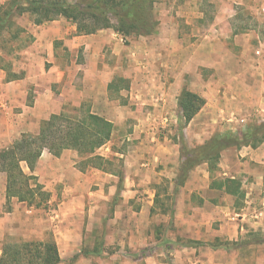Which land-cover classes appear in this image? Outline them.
<instances>
[{
  "label": "rangeland",
  "instance_id": "obj_1",
  "mask_svg": "<svg viewBox=\"0 0 264 264\" xmlns=\"http://www.w3.org/2000/svg\"><path fill=\"white\" fill-rule=\"evenodd\" d=\"M5 2L6 0H0V6ZM155 12L159 23L162 19L167 21L170 16L171 21L177 25V35L173 37L176 39L179 50L174 51L176 52L175 57L169 55L170 52L166 49L157 55V43L160 40H154L156 36H148L147 40L132 36L122 42L132 50L121 52L122 54L118 55V61L117 56L113 57L114 54L110 55L108 52L104 54L105 63L119 66L114 77L125 79L126 82L122 85H128L127 90L107 92L110 101L115 104L118 102L121 109L120 115H123L121 117L123 123L118 124L119 126L113 130L106 146L112 152L110 158H115L113 161L115 171L121 167L120 161L138 154V143L142 140L144 146L151 151L150 154L144 152V156L149 155L152 161L148 167L143 168L149 169L150 172L154 169L162 170L167 165V168L173 169L176 175L181 160L177 134V116L180 109L177 100L182 89L198 93L204 100L201 112L197 113L183 130L185 143L189 148L203 145L214 134L241 133L248 125L264 123V103H262L264 98V0H155ZM14 22L10 30L12 32L19 29L17 38H11L8 30L0 31V69L4 71V78H1V81H12L17 77H23L29 69V61L25 60L28 55H24L23 52L34 41L31 34L34 24L28 14L17 16ZM67 26L64 24V28ZM54 45V56L51 60H47L46 52H41L42 59L31 61L30 71L39 75L43 71L48 72L53 65L58 71H63L71 69L72 62L75 64L72 66L73 87L64 86L63 83L50 84L43 75L39 79L38 86L43 91L44 87L51 85L49 93L57 99L60 96L62 110L69 112L80 101L79 91L80 87H83L81 79L83 73L77 69L76 65L83 61L84 55L81 50H68L62 41H57ZM182 46L189 47L190 58H187L185 64L182 62ZM158 58L164 64L162 67L159 65L160 74L164 76V80H156L155 68L158 65L156 63ZM167 79L170 81H166ZM35 90L36 88L33 87L26 89L27 96L24 103L27 106L33 103L36 96ZM5 92L7 90L2 89L1 93ZM162 92L168 93L171 97L168 99L164 96L160 97ZM89 102V99L80 101L87 106H90ZM14 108L10 111H1L0 118L4 120L12 118ZM18 110L22 108L17 107L14 113ZM6 116L8 118H5ZM141 120L149 121V126L143 128L139 124ZM18 138L10 141L7 134L3 133L0 122V150L10 146ZM234 150V147L229 148L231 155L227 153L225 157L221 156L217 170L211 176L212 178L234 176L240 181L244 197L235 202L232 196L228 197L222 191L216 190L218 192L215 191L212 200L222 204L227 209L226 213H231L232 209L237 211L250 205L256 212L263 213L259 218L264 221V192L259 179L258 184H255L258 188L256 190L258 195L254 201L249 193V184L254 178L249 174L259 170L255 161L247 160L248 157L244 152H242L243 157L236 158ZM99 152L109 154L104 148ZM152 152L156 153L157 160L167 161V163H159L160 161L151 158ZM121 154H123L122 157ZM77 161L78 157L74 151H64L59 157L60 164L52 165V169L48 171L41 170L38 176H41L43 181H40L45 190L51 194L46 205L40 208H30L33 210L32 213H25L24 210L27 208L25 204L11 200L10 204H4L0 208L2 213L11 208L16 210L15 214L8 216V222L5 219L3 223V226L10 223L13 226L6 228L0 235V255L1 249L6 245L53 239L52 229L49 228L47 222H52L51 217H54L57 212L60 213L61 202L68 198L71 200L68 196L70 187L78 188L75 201L79 209L74 211L71 221L76 230H82L81 250L86 252L102 249L109 253H120L123 258V260L121 258L122 264H176L173 262V255L175 248L178 247L177 244H187L192 241L204 244L203 246L197 245L199 243L194 244L192 247L195 249L194 252L190 249L186 250L195 253V257L199 255V247L212 251L221 250L227 254L236 251L240 253V261L237 264H250L248 257L252 255L255 246L264 244V233L257 231L249 223H244L246 227L243 231L241 230L236 239L215 237L213 233L219 229L220 224V221L215 219L218 216L215 212L195 216V218L210 220L208 228L200 229L206 241L202 238L196 240L187 236L188 231H183L187 226L186 222L179 220L182 222L179 225L174 215L180 188L177 193H173L170 180L163 176H158L149 185L150 190L153 189L157 194V201L154 203L153 200L151 208L154 211L149 212V217L143 221L142 236L135 241V236L130 231L132 228L129 227L137 222L132 212L127 211L121 215L127 224L123 228L117 227L113 221L118 205L126 200L127 196L123 190L119 196H115L117 176L110 177L100 171L102 173L96 174L94 179H79L75 175V171H78ZM196 168L194 185L200 189L192 193L191 202L194 203L192 206L195 208L200 201L202 187L207 186V190H210L209 184L212 180L206 164H201ZM56 169L63 172L69 180L56 178L52 174ZM90 170L85 171L83 177ZM148 175L149 173H145L144 176L148 177ZM112 185L113 188L110 189ZM100 188L104 189V196L94 195L92 198L90 193ZM155 194L153 199H155ZM149 195L145 193L142 198L138 194L139 199L136 197L129 199V203L139 202L141 204L143 200L146 205L147 201H150ZM91 202L97 204L99 209L89 211L87 206ZM191 212L198 211L189 210L188 214L190 215ZM2 213L0 217H4ZM253 219L257 220V218ZM93 220L97 222V227L88 225V230H86V223H92ZM224 228L230 234L232 230L235 232L236 225L233 224L232 227L226 225Z\"/></svg>",
  "mask_w": 264,
  "mask_h": 264
},
{
  "label": "crops",
  "instance_id": "obj_2",
  "mask_svg": "<svg viewBox=\"0 0 264 264\" xmlns=\"http://www.w3.org/2000/svg\"><path fill=\"white\" fill-rule=\"evenodd\" d=\"M64 24L68 25L67 28H64ZM33 26L34 28H32L31 34L34 37V41L31 43L28 49L24 50L23 52L24 55H28V57L25 59L29 61L28 73L25 76L17 77L12 81H1V78H4V71L0 69V112L5 110L10 111L13 107H15L14 109H17V107L22 108V110L16 111V113H14L13 109L12 118L10 117L8 120L0 118L3 133L7 134L9 140L11 141V139L21 137L24 132H32L30 134L37 133L40 122L42 120L47 119L51 114L59 113L63 109L62 101H60L61 98H59L60 96L57 99L49 93L51 92V85L44 87L43 91L40 90V88L38 87L40 83L39 79L43 75L50 84L63 83L64 86L69 85L70 87H73L72 85L74 82V71L72 69V66H74L75 64L72 62L73 65H70L71 69H65L63 71H58L55 65H53L52 69H50L48 72L43 71L39 75L30 71V66L32 65L31 61H35V59H42L41 52H46L48 57L47 60H51V58L54 56V44H56L57 41H62L63 45L70 51L81 50L84 55L83 61L76 65L77 69L81 70L83 73L81 75L83 87H80L79 91L80 101L82 99H89L90 111L110 121L113 124L114 129H116V126H119L120 123H123L121 120V117L123 115H120L121 109L120 106H118V102L117 104H115L113 101H110L107 95V92H109L108 84L115 78L114 74L116 73V70L119 68V66L117 64L112 66V64L110 65L108 63H105V60L103 59L104 54L108 52L110 53V55L114 54L113 57L117 56L116 60L118 61V55L122 54L121 52H129L130 50H132L131 47H127L124 45V43H122L124 41L123 37L112 29L98 30L96 33L89 35L77 34L75 26L67 22L63 18ZM177 31V25L173 21H171L170 16L168 17L167 21H165V19H162L160 21L157 32L153 34L154 36H156L154 37V40H160V42L157 43V55H160L159 52H162L163 49H166L167 52H170L169 55H171L172 57L176 56V52L174 53V51L179 50V48L177 47V43L175 42L176 39L173 37V35H177ZM150 37L153 36L151 35ZM139 38L147 40L148 37ZM145 43L146 42H144V44ZM187 58H190L189 47L182 46V62L184 63ZM156 63H158L155 68L156 80H164L165 78L160 74L161 69L159 68V65L162 67L164 66V64L159 60V58ZM24 65H26L25 62ZM166 81H170V79H167ZM172 82L175 83L176 81ZM32 87L36 88V96L34 97L33 103L27 106L24 103V100H26L27 96L26 89ZM2 89L7 90V92L1 93ZM163 96L166 99H168V97H171L168 93H160V97L163 98ZM63 97L65 96L63 95ZM80 101L78 102V104H76L77 106L81 104ZM262 103H264V98L262 100ZM10 104L12 106H10ZM202 109H200L198 113L201 112ZM5 118H8V116H6ZM189 123H191V121ZM139 124L144 128V126H149V121L147 122L141 120ZM126 139L129 140L128 137H126ZM138 144V154L135 156L126 157L123 160V192L126 193L127 196L126 200L118 205V208L116 210L117 213L115 214V218L113 219L117 227L123 228L127 226V224L125 219L121 215H123L127 211L132 212V214L135 215L134 218H136L135 221L137 222L136 224H132L129 227L132 228V230L130 231L135 236V241L139 240L140 236H142L141 229L143 228V221L149 217L150 208L153 204L155 192L153 189L150 190V183L155 181L158 176H163L170 180L171 186L173 187V180L175 175L174 170H171V168L168 169L167 165H165L162 170L154 169L150 172L149 169L143 168L144 166L148 167V165H150L152 162L149 159V155L144 156V152L150 154L151 151H149L148 148L144 146V141L140 140V143ZM102 148H104L109 154H101L99 151ZM150 148L152 150L154 149L152 147ZM234 151L236 158L238 156L243 157L242 152H244V154L248 157L247 160L250 159L255 161V165L259 170L258 172L249 174L253 175L254 177L252 179L254 181V184L253 181H251L249 184V193L250 195H252V200L254 201L258 195L256 192L258 188L255 187V184H258V179L262 185V191L264 192V141L256 148L243 146L241 148H235ZM97 152L109 158L112 155L111 150L109 151V148L106 146V144L99 148ZM227 153H229L228 155H231L229 149H226L222 152L221 156L225 157ZM60 156L55 157L47 150L42 151V154L37 161L36 169L34 172L40 184L43 185V183L41 182L43 181L41 176H38L41 170L45 169L46 171H48V169H52V165H55L56 163L60 164ZM120 156L122 157L123 154H121ZM155 156L156 153L152 152L151 158H153L154 160L156 159V161H160L159 163H167V161L163 162L162 160H157L158 158ZM24 170H26V168H24ZM196 171L197 168H194L190 172L184 186L179 189L177 201L178 203L176 204L174 213L178 221L181 220L183 221V223L186 222L187 226H185L183 231H188L187 236H191L196 240H200L202 238L204 241H206L207 239H204V236L200 232V229L204 227L208 228L210 225V220L195 218V216L203 214L209 215L213 212L218 215L215 217V219H218V221H220L219 229L214 231L213 233L215 237L236 239L241 230L243 231L245 229L246 225L244 223H249V225H251L252 227L254 226L257 231H261L262 233H264V221L259 218L260 215L263 214L262 212H256L254 207L248 205L244 209H240L237 211L232 209L231 213H226L225 210L227 209H225L222 204H220L219 202L216 203L214 200H212V197H214V193L216 190H207V186L202 187L201 189L202 194L200 195V201L196 207L197 209L193 207L192 204L194 203L191 202L192 195L194 194V191H199L200 189L199 187H197V185H194ZM75 173L76 177L84 180L94 179V176L96 174L102 172L91 169L85 177H83L84 173L80 171L76 170ZM145 173H149L148 177L144 176ZM3 174V172H0V208L4 204H7L5 198L6 177L5 174L4 176ZM52 174L58 179L60 177V179L64 178L69 180V178L63 174V172H59L57 169L56 171H54V173L52 172ZM102 174L110 177L112 176V174L109 173L103 172ZM132 185L134 186L131 187ZM109 188H113V185ZM103 190V188H100L97 191L91 192L90 194L92 195V198L94 197V195L103 197ZM68 191H70L68 193V196L71 197V200H69L68 198L66 199V201L61 202V209L59 211L60 213L57 212L54 217H51L52 222H47L49 228L52 229L53 240L57 246L60 258L58 264H122L123 258L120 253H109L102 249L91 251L88 250L86 252L81 250L80 244L82 242V230H76L73 227V221H71L73 218L72 214H74V211H77L79 209V206L75 201L77 199L76 195L78 193V188L70 187ZM145 193L150 194V201H147L148 204L145 205V203H143V200L141 204L139 202L135 204L129 203V199H133L135 197L139 199L138 194L141 195L142 198H144ZM185 193L187 194L185 195ZM12 200L18 202L16 199ZM10 202L8 204H10ZM87 207L89 211L90 209L92 211H95V209L98 208V205L94 202H91ZM189 210L198 212H191V214L189 215ZM32 211L33 210L29 207L25 208L24 210L25 213H32ZM1 213L2 211H0V214ZM15 213V208H11L10 210L8 209L7 211L5 210L2 213L4 217H0V235L3 234L6 228L13 226V224L11 223L3 226V223L5 219L8 222V216ZM253 218H257V220L255 221ZM181 221H179V225L182 224ZM233 224L236 225L235 232L232 230V232H230L229 234L224 226L230 225L232 227ZM88 225L97 227V222H95V220H93L92 223L87 222L85 228L86 230H88ZM112 227H115L114 224L112 225ZM188 249L193 250V252L195 251V249H193L192 247H176L173 255V262L176 264H188L185 261H189V264H237L240 261V253L236 251L227 254L225 251H212L208 248L201 249L199 247V255L198 257H195V253L186 251ZM248 259H250V264H264V244L256 245L254 251L252 252V255L249 256Z\"/></svg>",
  "mask_w": 264,
  "mask_h": 264
},
{
  "label": "trees",
  "instance_id": "obj_3",
  "mask_svg": "<svg viewBox=\"0 0 264 264\" xmlns=\"http://www.w3.org/2000/svg\"><path fill=\"white\" fill-rule=\"evenodd\" d=\"M24 14L32 18L34 25L63 18L75 26L77 34L89 35L98 30L112 29L125 40L132 36H151L157 32L159 25L155 0H6L0 6V31L8 30L11 38H17L19 29L11 32L10 26L15 24L17 16ZM125 82L121 77L114 78L108 84V90H127L128 85H122ZM177 104L180 109L177 134L181 160L173 180V193L184 186L190 172L201 164L207 165L210 176L216 172L224 150L243 146L256 148L264 141V123H258L248 125L241 133L214 134L203 145L189 148L185 143L183 130L201 109L204 100L197 93L182 89ZM113 130L114 126L110 121L92 113L90 107L83 103L73 106L69 112L62 110L42 120L37 133H24L10 146L0 150V172L6 177V202L16 199L29 208H40L49 202L50 192L45 190L34 174L43 150L55 157L67 150L74 151L78 157V171L84 173L95 169L117 176L115 196H119L124 182L123 161H120L121 167L115 171V158L105 157L97 152L110 141ZM211 179L210 189L232 196L235 202L244 197L237 178L211 176ZM155 201L157 194L154 203ZM153 211L151 208L150 213ZM197 243L199 242L192 241L177 246L194 247ZM59 261L53 239L6 245L1 249L0 255V264H58Z\"/></svg>",
  "mask_w": 264,
  "mask_h": 264
}]
</instances>
